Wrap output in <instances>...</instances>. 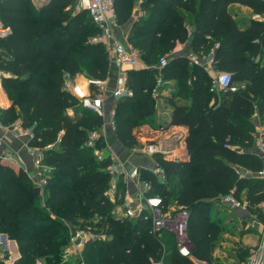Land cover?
Segmentation results:
<instances>
[{
	"label": "trees",
	"instance_id": "1",
	"mask_svg": "<svg viewBox=\"0 0 264 264\" xmlns=\"http://www.w3.org/2000/svg\"><path fill=\"white\" fill-rule=\"evenodd\" d=\"M133 1L115 0L117 23L130 19ZM76 3L49 0L37 8L32 0H0V20L11 29L0 37V69L9 73L2 85L12 101L0 119L9 125L21 118L50 168L41 201L26 171L0 159V233L14 239L21 253L12 264H35L42 256L73 264L63 260V252L75 224L108 237L84 247L85 264H154L161 257L163 264L210 263L216 230L212 217L206 218L223 196L245 197L248 211L264 223V179L253 175L263 160L252 149L256 119L264 122V22L252 16L237 19L230 9L241 3L264 14V0H145L150 16L136 21L129 35L148 67L128 71L133 94L116 99L114 133L127 149L137 147L136 127L155 112L158 76L163 83L176 82L174 96L183 101L172 99L171 122L188 128V157L174 160L162 152L154 157L165 176L178 178L179 187L171 191L152 168L140 167L139 174L152 183L149 193H160L166 206L189 210L190 255L179 251L174 234L152 235L150 220L118 217L113 211L106 170L111 159L100 160L94 152L107 144L101 129L96 147L87 145L89 133L102 128L105 119L81 107L63 88L65 76L82 73L104 80L110 71L104 44L90 42L99 29L88 10L75 12ZM178 41L190 43V55H212L217 70L232 74L236 90L215 89V77L202 59L172 54ZM166 53H171L167 63L157 67ZM217 93L221 99L212 104ZM70 109L80 112L72 115Z\"/></svg>",
	"mask_w": 264,
	"mask_h": 264
},
{
	"label": "built area",
	"instance_id": "2",
	"mask_svg": "<svg viewBox=\"0 0 264 264\" xmlns=\"http://www.w3.org/2000/svg\"><path fill=\"white\" fill-rule=\"evenodd\" d=\"M77 9H86L88 10L92 21L97 25L99 31L90 37V42L92 43H102L104 44L110 62H114L121 67L127 65L131 68L142 65L148 67V65L141 59L139 49H136L132 45L118 40L114 35V28L117 23L116 16V5L115 0H79L77 3ZM253 19L264 22V14H255L252 15ZM11 33L9 26H6L3 22L0 21V37H6ZM168 61V58L165 55L161 56L157 67L164 66ZM194 61L198 62V58L194 57ZM206 61V62H205ZM203 61L204 68L209 71L210 63H213V56L209 55L208 58ZM121 80L118 82L116 87L113 90V95L116 98H119L123 95H132L133 90L128 85V75L127 72L122 69ZM0 75H9V73L4 72L0 69ZM91 83L96 85L94 90L91 89V92L86 95H78L73 90V82L70 76H65L63 82L64 90L70 92L72 95L76 96L80 105L83 108H88L98 115L105 118L106 109H105V97H106V81L104 80H91ZM163 79L161 76H158L156 86L153 89V96L156 98L159 96V87L162 85ZM213 86L215 89L223 90H236V86L233 85L232 74L230 72H221L213 79ZM2 109L0 108V115ZM114 109L111 110L112 124L113 122ZM255 116H258L257 113ZM0 128L11 129L16 133L26 134L30 138L34 137L33 132L24 127L21 123H11L9 125L4 124L0 119ZM160 130H165V126L161 125ZM100 137V130L94 129L89 133V138L87 145L95 148L96 142ZM107 146V145H106ZM105 146V147H106ZM259 146V154L263 160V167L255 172L253 175L264 179V136L261 137ZM100 148H95L94 152L102 158ZM147 152H151L148 149ZM43 152L40 150L35 156L34 167L37 170V175L39 179L34 182L36 185H39L44 188L47 177L46 171H49L50 168L45 166L42 163ZM177 160V159H176ZM118 162H112L107 166L112 178L116 180V177L119 174L124 173V171L118 167ZM122 166V163L120 164ZM132 171L128 172L129 174L126 177L134 180L138 188V192L128 196V192L123 193L122 202L125 206L124 216L130 218H142L145 221H151L150 233L154 236L161 237L164 232H170L174 234L176 238V245L179 251L184 255H190L192 250V242L188 236V222L190 217V212L186 208L177 207L176 205L166 206L163 202V198L160 193H149L152 190V183L143 179L139 174V168H133ZM154 173L158 175L159 178L164 176V169L157 163L154 159V166L152 168ZM249 174V172H245ZM32 179V175L27 173ZM226 205L232 209H238L244 206V202L236 198L232 193H229L222 197L221 199ZM96 229V228H95ZM107 237L104 233H96L93 228L88 226L79 227L75 226L70 228L69 234V243L64 248L63 260L68 261L71 258H75L73 264H85L83 250L84 247L92 240L103 239ZM165 243H162L163 251H165ZM264 261V240L256 252L250 257L248 264H263ZM155 264H163V257L158 259Z\"/></svg>",
	"mask_w": 264,
	"mask_h": 264
},
{
	"label": "crops",
	"instance_id": "3",
	"mask_svg": "<svg viewBox=\"0 0 264 264\" xmlns=\"http://www.w3.org/2000/svg\"><path fill=\"white\" fill-rule=\"evenodd\" d=\"M48 1L49 0H32L33 4L37 8H40ZM78 2L79 0H77V3ZM144 2L145 0H134L133 4L131 5L132 9H131L130 19L122 24L116 23L114 28L115 37L122 42H126L132 45L133 47L135 46L129 40V35L132 28L134 27V23L136 21H139L140 19H145L150 16V9L144 5ZM77 3L75 7L76 10H79L77 9ZM230 9L233 11L234 16L237 19H242L243 17H250L253 15V10L249 6L241 3H232L230 5ZM243 13L246 15H243ZM190 26L191 25L189 24L188 29L192 30ZM189 48H190L189 42L178 41L174 50L172 51V54L174 55L184 54L183 52L185 50L188 51V54H190ZM170 54L166 53L167 58L170 57ZM190 57L194 60V57L192 56ZM140 68H147V67H144L142 65H138L137 67L134 68H131L127 65L121 67L120 65L111 62L108 77L105 79L107 89H106V97H105L104 105L107 114L109 110L115 108V103L117 98L113 95V90L118 84V82L121 80V76L123 72L122 69H124V71H126L128 75L129 70L140 69ZM3 76L4 75H0V108L1 109L8 108L12 104L11 99L9 98L7 92L5 91L2 85ZM71 78L73 82V90L75 93H78L79 96L80 94L86 95L91 92V78H89L87 75L78 73L76 76ZM175 91H176V82L174 80L165 81L163 85L159 87V96H157L156 98L154 97L155 105H156L154 114L148 117L146 122L136 127L135 131L137 133L139 145L137 148L131 149L132 151L131 153L134 156L133 157L134 161H136L135 162L136 166H138L139 164L145 165L147 161L149 162V160H151V163L153 165L155 159L154 153L155 152L164 153L162 148L169 149L168 153L171 154L169 156L171 159L179 160V159H186L188 157V152L186 149V142H185V138L188 133V128L185 125L172 124L171 122L172 110H173V105L171 103L172 99L177 102L183 101L182 98L178 96H174ZM220 99H221V94L217 93L216 97L212 99L211 103L216 104L217 103L216 101H219ZM79 110L80 109L78 110L70 109L69 112L71 114H76L79 112ZM256 123H257V128H256L255 142L252 148L253 151L259 150L258 144L260 142L261 137L264 135V122L256 119ZM161 125L165 126V130L159 129ZM101 130L106 137V142H107L106 149L108 150V153L111 151L112 152L115 151V148L117 149V147L112 146L110 142L115 141L119 145L121 144V142L114 133L112 116L109 117V119L105 120ZM148 149H150L151 152H147ZM38 151L39 150L37 149L36 146L31 145V138L28 135L14 133L13 131H11V129L0 128V159L5 163L13 165L16 169L17 168L24 169L26 173L32 175V180L34 182H36L39 179L37 175V170L34 167V159ZM121 156H123V158H126V154H122ZM126 163H129V161H127ZM138 167H145V166L139 165ZM133 194H136V192H134ZM242 199L244 202V206L247 207V201L245 197H243ZM262 205H264V203ZM249 214L251 215L252 218L256 219L255 220L257 224L256 228L259 232H261L263 230L262 228L264 226V223L260 222L254 214H251L250 212ZM253 225L255 226V224ZM2 234L5 233H0V260H4L6 263H10V262L13 263L20 254L18 244L14 239L8 238L7 235H6L7 236L6 240H4ZM251 242L254 244L253 239H251ZM248 261L246 264H248ZM200 263L207 264L206 262L203 261L199 262V264ZM232 264H237V263H234L232 259ZM242 264H245V262H243Z\"/></svg>",
	"mask_w": 264,
	"mask_h": 264
},
{
	"label": "rangeland",
	"instance_id": "4",
	"mask_svg": "<svg viewBox=\"0 0 264 264\" xmlns=\"http://www.w3.org/2000/svg\"><path fill=\"white\" fill-rule=\"evenodd\" d=\"M82 10L83 9L76 10V7H75V12H79ZM243 15H246V14L243 13ZM183 53L188 54V51L185 50ZM190 56L197 57L199 61L201 59L205 61L208 58L209 54L207 55L195 54V55H190ZM208 65L210 68L209 72L214 77L222 72L220 70H217L214 67L213 63H210ZM238 83L241 84L243 83V81H238ZM110 111L111 110L108 111V114L106 113L105 118H104L105 120L111 117ZM16 122L21 123L23 125L21 118L15 120L13 123H16ZM94 129L100 130L101 128L99 127V128H94ZM110 143L112 146L117 147V149L115 148V151L113 152L111 151L108 153V150L106 149V147L100 148L99 150L101 151V155H102L101 159L109 158L111 159V163L119 161V163H116V164H118V167L120 168V170L122 169L124 173L119 174V176L116 177V180H114L112 178V175H110V180H109V184L107 188V194L110 197V199L115 203V206L113 207V211L115 212V214L118 217H124L125 206L122 202L123 193L127 191L128 196H130V194L133 195L134 192H138V188L136 184L134 183V180L131 178L130 179L127 178L125 176L126 173L128 175L129 174L128 172L132 171L131 169L140 168L138 167L139 165L145 166L148 168H153L154 164L152 165L151 160L148 159L149 162L147 161L145 165L139 164L138 166H136V163H135L136 161H134V158H133L134 156L131 153L132 152L131 149H127L126 147L123 146L122 143H121L122 145L120 144L121 146L115 141L110 142ZM162 150L164 151L165 155L168 158H170L169 156L171 154L168 153L169 149L162 148ZM121 153L126 154V158H123V156H121L122 155ZM95 155L97 156L98 159H100L96 153ZM127 158L130 160H128ZM127 161H129V163H126ZM121 163H122V166L120 165ZM107 169L108 168H106V170ZM160 179L161 181L165 183L167 188H169L171 191H175L179 187V180L176 176L168 177L164 175V176H161ZM44 189L45 188L41 187V190H40L41 201H43L47 196ZM52 217L55 218L56 215L53 214ZM209 217L210 218L212 217V219L214 220L212 221L214 222V229L216 230V239L214 241L213 254H212L211 261L210 263H207V262L206 263L207 264H232V259H233L234 263L242 264L243 262H245L246 264L248 259L256 252V250L260 247V245L262 244L264 240V226L262 228L263 230L259 232L256 228V225H257L255 221L256 219L251 217L247 207L242 206L238 209H232L228 205H226L222 200L220 202H217L214 205V207L210 211L209 216H207L206 220L209 219ZM84 219L85 217H80L79 220L84 221ZM253 224H255V226ZM67 225H69L70 227L72 226L70 223ZM75 225L76 227L78 226V224H75ZM164 235H166V232H164ZM250 237L251 239L254 240V244L251 242ZM103 239L106 240L108 239V237L104 236ZM175 241H176V238H175ZM20 255L21 253L19 254L16 260L19 259ZM71 259L72 261L75 260V258H71ZM155 262L156 261H154V264ZM4 263L11 264L12 262L10 263L4 262ZM35 264H56V263L51 262L50 260L47 259V257L45 258L44 256H42L36 260ZM200 264H205V263H200Z\"/></svg>",
	"mask_w": 264,
	"mask_h": 264
},
{
	"label": "water",
	"instance_id": "5",
	"mask_svg": "<svg viewBox=\"0 0 264 264\" xmlns=\"http://www.w3.org/2000/svg\"><path fill=\"white\" fill-rule=\"evenodd\" d=\"M40 190H41V187H40L39 185H36V186L34 187V196H35L36 198L39 197V195H40ZM2 237H3L4 240H6V238H7L6 234H2Z\"/></svg>",
	"mask_w": 264,
	"mask_h": 264
}]
</instances>
